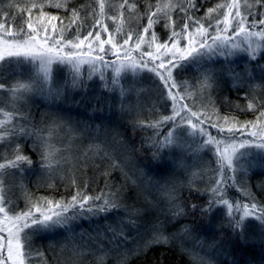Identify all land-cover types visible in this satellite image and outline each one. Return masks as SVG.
I'll return each instance as SVG.
<instances>
[{
  "label": "trees",
  "instance_id": "trees-1",
  "mask_svg": "<svg viewBox=\"0 0 264 264\" xmlns=\"http://www.w3.org/2000/svg\"><path fill=\"white\" fill-rule=\"evenodd\" d=\"M119 2L120 0H105L107 16L103 22L108 25L110 31L115 32L116 27L120 26V19L124 32L129 29L135 31L146 24V17L130 14L127 9L123 10L124 15L120 17L119 13L114 11L118 9ZM130 2H138L139 11L143 13L149 3L154 5L157 0H130ZM159 2L164 4L168 0H159ZM172 2L176 3L177 0ZM196 2L200 5V11L196 15L203 17L208 8L230 0H196ZM26 3L28 0H0V17L7 13L9 20L14 17V22L19 24L27 14L20 12L15 6L19 5L23 8ZM243 3L244 0H241L242 6ZM84 5H88L89 12L94 9L99 14L97 0H68L69 8H83ZM44 10L61 18L68 16V11L65 9L46 6ZM38 11L39 9H33V19ZM171 14L174 18L177 17L176 12ZM112 15H117L118 19L113 21ZM91 23L92 17L89 15L87 23L80 29L81 34L89 30L88 26ZM154 30L162 41L168 35V32L159 25ZM75 32L76 29L73 28L66 32V36L74 38ZM116 38L121 39V35L118 34ZM27 68L30 67L26 63L0 66V82L5 84V89L0 90V115L11 113V120L0 128V132L13 127H27L32 131L40 130V134L47 138L55 136L58 144L54 147L55 158L51 168H42L40 155L33 150L34 142L32 140L23 142L22 151L31 156L33 164L30 168L27 165L22 166L24 169L22 172L7 170L16 173L13 180L11 177L5 183V190L11 189L9 195L13 204L22 209L32 201L45 198L67 201L77 190L89 196L104 194L111 197L112 194H116L117 200L123 203L119 210L110 211L106 215L90 217V214H84L85 221L79 226H76L79 218L75 219L76 225L73 227L78 229L77 237L81 236V231L84 229L91 231L89 242L86 243L88 245L85 246L90 253L87 250L74 248L75 244L69 239L68 233L63 238H55L50 233L37 235L32 239L31 264H45V258L51 261L50 264H107L108 255L112 257V254H109L110 248L106 245L113 231L116 232L115 245L123 241L130 247L124 250V254L115 256L114 259L110 258L112 262L109 264H212L216 262L212 259L215 255L219 256L217 261L230 260L223 264H264V258L259 257L258 252L251 246L258 241L255 229L252 228L258 221L247 219L244 238L232 228L213 237L205 233L199 226L211 213L220 212V207L215 206L209 213L202 214L200 211L210 198L215 199L209 192V189L214 187L211 178L206 180L201 177L195 178V171L192 170L185 173L175 172L174 175L173 167L177 163V160L174 161L176 156L174 150L177 145L167 147L159 155L154 156L156 147L152 146L150 141L152 129L134 127L141 120L154 121L156 116L171 114L170 107H162L166 98H160L163 85L158 77L143 72L139 76L128 75L126 79L120 80L119 85H112L111 78H104L101 81L99 76H93L90 80L88 76H81L76 81V84H79L77 91L80 94L76 95V89L71 90L74 96L68 103V105L79 103L80 108L76 109L77 111L75 106L49 107L43 99H35L33 95H28L25 101L18 103L20 106L16 109L4 108V103L11 101L12 94L8 88L26 82ZM53 71L55 80L60 84L62 81L65 90H69V84L72 85L69 69L58 66ZM18 72L23 74L18 76ZM62 72L66 76H63ZM209 73L212 74L211 87L202 90L201 82ZM174 76L179 83L189 85V90L196 98V107L201 111L212 113L214 122L224 123L223 118H227L229 125L226 126H230L233 118L239 122L255 121L260 109L253 111L248 109L247 105L248 103L264 104V46L256 52V59H252L247 52L235 56L216 54L211 59L207 57L201 59L199 63H184V67L175 70ZM124 81L129 85L128 87H122ZM193 84L196 85L195 88L191 87ZM131 86L137 88H130ZM130 89L136 90L138 95L129 96L127 92ZM188 102L192 103V99L190 98ZM167 104L170 106L171 101L168 100ZM60 115L62 124H53L52 121L61 118ZM66 128L73 129L79 136L72 140L73 137L67 133ZM208 129L218 134L215 128ZM160 131L164 132L165 129L162 128ZM180 132L183 131H178L176 137L178 144H187L186 148L196 150L197 147L192 145L190 139ZM236 136L241 135L237 133ZM16 139L7 137L0 141V157L11 158L14 155ZM160 139L163 137L161 136ZM7 144L11 146L8 156L1 152L3 148L8 147ZM209 148L200 151L202 158L194 166L215 173L218 167L217 158L211 148L208 150ZM191 150L187 158L188 163L192 165L191 158L195 156L191 154ZM250 155L256 156L255 160L243 165L261 167L249 170L248 175L246 173L239 175L240 180L255 197V201L264 206L262 158L264 156ZM0 162H3V159H0ZM3 177L0 179L5 180ZM14 187L16 189H13ZM226 191L227 197L232 201L249 203L248 198L234 187H227ZM192 204L198 206L195 211L191 209ZM182 211L190 214V220L186 221L185 217L182 218L181 223H186L170 231L169 225L175 226L174 219ZM68 215L71 216L72 212L70 211ZM129 218L135 221V224L129 223ZM210 223V226L216 228L214 229L216 232L221 227L218 221L212 220ZM158 234H162L166 240L155 242L154 237ZM183 237L190 239L189 247L178 240ZM85 240V237H81L79 245ZM198 246L201 249L199 251L196 248ZM203 248L210 251V254L202 251L205 250ZM199 254L200 257L205 255L204 260L197 258Z\"/></svg>",
  "mask_w": 264,
  "mask_h": 264
},
{
  "label": "snow or ice",
  "instance_id": "snow-or-ice-1",
  "mask_svg": "<svg viewBox=\"0 0 264 264\" xmlns=\"http://www.w3.org/2000/svg\"><path fill=\"white\" fill-rule=\"evenodd\" d=\"M97 4L99 14L94 9L89 12L88 5H84L83 8H69L68 0H28L23 8L15 6L20 12L27 14L19 24L14 22V17L9 20L7 13L0 17V66L27 63L36 68L35 75L27 82L17 83L8 88L12 94L10 102L13 107L25 101L28 95L46 94L53 98L64 96V91L54 80V65L67 66L71 70L74 90L78 87L76 81L80 78L85 65L90 70L89 79L98 69L103 68H112L115 77H119L125 71L135 74L138 70L147 69L154 73L163 85L160 98L166 99L162 107L171 108L170 115L161 114L156 116L154 121L141 120L134 125L138 128L152 129L150 141L151 145L156 147L154 156L159 155L166 147L178 145L175 133L186 124L187 129L191 130L188 131L189 136L199 133L201 137H205L200 141L196 151H203L212 145L217 156L218 167L215 171L219 175L213 181L214 187L209 189L211 197L215 199L210 198L200 209L201 213H209L217 205L225 207L230 227L242 238L248 218H254L264 228V206L256 202L255 197L234 176L228 175V171L234 173L241 170L234 166L233 161L239 160L246 153L237 156L238 147H252L255 144L256 148L264 149V104L248 103V109L253 111L260 109L255 121L239 122L233 118L230 126H226L229 125L227 118H223L224 123H217L213 121L212 113L197 108L196 98L189 90V85L179 83L174 76V69L184 67L185 62L199 63L201 59L205 57L211 59L216 54L232 56L240 49V43L236 42L237 37H243L247 49H252L251 58L256 59V50L250 38H258L264 42V0H244L243 6L241 0H230L208 8L203 17L196 15L200 11V5L196 0L183 2L177 0L176 3L168 0L164 4L157 0L154 5L149 3L143 13L139 11L138 2L120 0L118 9H114L120 17L124 15V9L130 14L146 17V24L135 31L129 29L127 32L123 31L122 25L117 26L115 32L110 31L108 25L103 22L107 16L105 0H97ZM46 6L65 9L68 16L61 18L51 15L44 10ZM33 9H39L35 19ZM222 9L224 11L221 12ZM172 12L177 13L176 18L172 16ZM213 13L217 15L213 16ZM89 15L92 17V23L88 26L89 30L81 34L80 29L87 23ZM111 19L116 21L118 16L112 15ZM55 21L59 23H54ZM157 25L168 32L163 41L154 30ZM73 28L76 29L75 39L65 35ZM104 34H107V38H102ZM118 34L121 35V39L116 38ZM182 40L186 41L183 45ZM256 47L260 48L261 45ZM133 52L139 53L138 58H133ZM109 55L116 59H106ZM99 79L104 80L103 71L100 72ZM211 80L212 74L209 73L201 82L200 88L202 90L210 88ZM111 83L117 85L119 81L114 78ZM191 87L195 88L196 85L193 84ZM2 89H5V84L0 82V90ZM174 89L177 91H173ZM190 98L192 103L188 102ZM168 100L171 101L170 106L167 104ZM177 104L179 108L176 107ZM5 115L11 118V113ZM52 123L60 125L62 118H56ZM162 128L165 129L164 132L160 131ZM208 128H215L218 135L210 133ZM237 133L241 136L247 134L253 139L240 140L237 145ZM161 136L163 139H160ZM7 137L17 139L14 155L11 158L0 157L3 159V162H0V177L16 174L7 170L22 172L24 170L22 166L27 165L29 168L32 166L31 156L22 151L23 142L28 140L34 142L33 150L40 155V167L51 168L55 149L50 139L40 134V130L13 127L0 132V141ZM5 183V180L0 179V264H31L32 239L35 236L52 233L57 228H66L69 221L78 219L85 213L90 214V217H96L119 210L123 206V203L117 200L116 194H112L111 197L104 194L89 196L77 190L67 201L45 198L32 201L21 209L13 204L9 195L11 189L6 191ZM227 187L237 188L248 198L249 203L230 202L229 199H225L224 192ZM98 201L100 203H97ZM197 207L196 204L191 205L193 211ZM70 211L71 216L68 215ZM129 223L135 224V221L129 218ZM120 234H123L122 230ZM115 238L114 234L113 240ZM154 240L158 243L166 240V237L158 234Z\"/></svg>",
  "mask_w": 264,
  "mask_h": 264
},
{
  "label": "rangeland",
  "instance_id": "rangeland-1",
  "mask_svg": "<svg viewBox=\"0 0 264 264\" xmlns=\"http://www.w3.org/2000/svg\"><path fill=\"white\" fill-rule=\"evenodd\" d=\"M119 23H120V26H121V24H122V20L121 19L119 20ZM257 30H260V29H257ZM71 38H73V37H71ZM102 38H107V34H104V36ZM199 38L200 37H197V39H199ZM73 39H75V37ZM250 39H252L253 48L256 50V52L259 51V49H261L264 46V42H261L258 38H250ZM236 42L240 43V49L237 50L232 56H235V55H237V54H239L241 52H247V53H251L252 52V49H247V45L243 42V37H237L236 38ZM181 43L183 45L184 43H186V41L182 40ZM257 45H261V47L257 48L256 47ZM106 47H108V46L106 45ZM144 47L146 48V45ZM153 48H154V46H153ZM244 49H247V50L245 51ZM132 56H133V58H138L139 53L138 52H133ZM106 59L114 60L116 58L111 56V55H109L108 57H106ZM121 59L123 60V57H121ZM145 59H147V57H145ZM185 63H188V62H185ZM28 66L30 68H27V71H25V77L26 78L24 77L26 82L29 80L30 77L34 76L35 72H36L35 66L30 65V64H28ZM60 66H63V65H60ZM65 67L67 68V66H64V68ZM56 68H58V66L54 65L53 66V70L56 69ZM68 69L69 68H67V70ZM176 69H174V73H175ZM89 71L90 70H89L88 66L85 65L82 68L81 76L82 77H85V76L87 77ZM101 71H103V73H104V78H109V79L110 78L111 79L116 78V79H118L119 83H120L121 79H126V76L128 77V75L139 76L143 72L151 73V72L147 71V69L138 70L137 73H135V74L131 73L130 71H125V72H122L119 77H115V73L113 72L112 68H103V69H98L96 71V73L93 74V76H96V77L99 76ZM69 72H71L70 69H69ZM22 74H23V72H21V73L18 72V76H20ZM53 74H54V71H53ZM62 74H63V76L65 75L63 72H62ZM152 74H154V73H152ZM56 79H58V78L56 77ZM54 80H55V77H54ZM88 80H90V79H88ZM55 82H56L57 86H59L61 88V90L64 91L65 94H64L63 97L53 98V97L48 96L46 94L45 95L36 94V95H33V97L35 99H43L45 101V104L47 106H49V107H54V106H58V107L59 106H75V110L76 109L79 110V108H80L79 103H76L75 105H68V103L71 102V100H72L71 97L74 96L73 92L71 91V90H73L72 85L69 84L70 89L69 90H65V85L62 83V81H61V84H60V82L58 80H55ZM119 83H118V85H119ZM125 83L126 82L124 81V84ZM124 84L122 82V85H123L122 87H128L129 86L127 84H125V85ZM78 85L79 84H77V86ZM78 88H79V86L77 87V89ZM130 88H137V87L131 86ZM77 89H76L75 93H76V95L77 94L79 95L80 93H78L79 91H77ZM127 94L129 96L138 95V92L136 90L130 89L127 92ZM19 106H20V104H16L15 107H13V105H12V103L10 101L4 103V108H6V109H8V107L10 109H16ZM176 107L179 108V104H177ZM65 110H67V108ZM60 117L62 118L61 115H60ZM10 120L11 119L8 116L1 114L0 115V128H2L5 125V123H8ZM66 120H68V119H66ZM186 129H187V125L186 124L182 125L179 129H177V131L175 133L176 137L178 135V131L181 130L183 132H180V133H184L186 135V137H188L190 139V141L196 139L198 141V143H200L201 140L205 139V137H201L199 135V133H196L194 136H189L188 135V131H191V130L187 129V131H186ZM209 132L212 133L213 135H218V134L213 133L212 131H209ZM244 139L252 140L253 138L248 136V135L247 136L246 135L237 136V140H236L237 145L239 144L240 140H244ZM6 146H8V147L7 148H3V150L1 152H3L4 155L8 156V153L11 150V146H9V144H7ZM186 146H187V144H185V145L178 144L175 147V150H174L175 153L174 154L176 156L174 158V161L177 160V163L173 167L174 175L176 174L175 172L185 173V172H188V171L192 170L193 172L195 171L194 172L195 178L196 177H201L204 180L211 178L212 181H214V179L218 178V173H216V172L214 173L213 171H205V170H202V169L197 168L196 166H194L202 158L201 157V154H202L201 152H197L196 150H191L192 151L191 154H194L195 157L191 158L192 159V165L189 164L187 157H188V153L190 151V148L188 149V148H186ZM208 147H210L212 149V152L214 154L215 153V147L212 146V145H210ZM240 153H246V155L243 156V157H240L239 160H235L234 159L233 163H234V166H237L241 170H238L237 172H234V173L231 172V171H228V175H231V173H233L232 175L236 178V180L239 181L240 184H242L239 175L244 174V173H246L248 175V171L249 170H256V169H259L261 167V166H255V165H243V163H250V162H253L255 160L256 156H252L250 154H254V155H257V156H259L258 154H261V155L264 156V149L256 148L255 144H253L252 147H246V148H239L238 147L237 148V156H239ZM215 157L217 158L216 155H215ZM262 158L264 160V157H262ZM11 177H12V180H13L14 176H5L3 178L5 179V181H9L11 179ZM13 189H16V187H14ZM235 189L237 191H239L237 188H235ZM226 193H227V191L225 189L224 197L226 196ZM215 207L217 208L219 206L217 205ZM85 214H87V213H85ZM240 214H242V213H237V215H240ZM85 216L83 214L79 218L78 225H76V221L75 220H71V221H69V224L66 226V228H57L54 232L50 233V235L54 236L55 238H63V236L66 233H68L69 234V236H68L69 239L73 242V244H75L74 248L80 249V250H83V251L87 250V252L90 253V251L87 249L88 247L86 248L85 246L88 245L86 243L89 242L88 237L91 234V231L89 229H84L83 231H81V236L77 237V236H79V235H77L78 234V232H77L78 229H77V227L75 229L73 227V225L79 226L82 221H85ZM248 219H254V218H248ZM198 225H200V224H198ZM199 228H201V227L199 226ZM252 228L255 229L256 238L258 239V241L255 242L254 245L258 246V244H256V243H259V240H261V239L263 240L264 228L261 227L259 222H255V226L252 227ZM68 229H70V231ZM114 234H116V232L113 231L112 232V236H110L108 238V242H107L108 245H106L108 248H110V249H108L109 250V254H112L111 256L113 257V259H114L115 256H118L120 254H124V250L130 247L128 243H125L123 241H120L119 244L115 245L114 244V240H113V235ZM81 237H85L86 240L81 245H79V242L81 243ZM196 248H197L198 251L201 250V249H199L200 248L199 246L196 247ZM202 251H204L205 253L210 254V251H208L206 249L202 250ZM257 255L259 257H264V252H263V250L260 251V247H258ZM204 256L205 255H201V257H200V254H199L197 258H199V260H200V258L204 260V258H203ZM112 257H110V255H108V260L106 261L107 264L112 262V260L110 259ZM45 259H46V261H44L45 264H50L51 263V261H49V259H47V258H45Z\"/></svg>",
  "mask_w": 264,
  "mask_h": 264
},
{
  "label": "bare ground",
  "instance_id": "bare-ground-1",
  "mask_svg": "<svg viewBox=\"0 0 264 264\" xmlns=\"http://www.w3.org/2000/svg\"><path fill=\"white\" fill-rule=\"evenodd\" d=\"M66 130H67V133L71 134V137H73L72 140L76 139L77 136H79V134H76V131H74L73 129L66 128ZM49 139H50V142L52 143V145L54 147L58 144L57 143V138L55 136H51ZM190 142L192 143V145H194L196 147L199 146V143L196 140H191ZM67 146L68 145H66V147ZM66 147H64V148H66ZM224 198L229 199L230 202L232 201L229 197H227V195ZM233 198L237 199V197H233ZM219 207H220L219 208L220 212L211 213L209 216H207V219H205V221L200 226L201 229L205 233H207L209 236H211V237L215 236V234L218 235L220 233H223L225 230L231 228L230 225H229V222H228L229 218L226 215L225 207H222V206H219ZM184 211H182L183 213L181 212L180 215L177 216V218L175 217V219H174L175 220V226L174 227L170 226L171 224L169 225V230L170 231H174V230L178 229L179 227H182V225H184L186 223V222H182L181 223L180 220L182 218L185 217L186 221L190 220V218H189L190 214H188V213H186ZM186 214H188V216H185ZM170 220H173V219H170ZM212 220H215V221H218L219 223H221V227H219L217 229L218 230L217 232H216V230L214 231V229H216L215 227H212V226L209 225V224H211L210 221H212ZM254 232H256V231H254ZM178 238H180V236ZM178 240H181L182 244H184L185 246H188V247H189L190 242H191L190 239H185V237H183L181 239H178ZM256 244H258V246L257 245H251L253 247L252 249H254V250H256L258 252V247H260V251L263 250V252H264V240L261 239V240H259V243H256ZM202 247H204V246L202 245ZM203 249H205V248H203ZM218 257L219 256L216 257V255L214 257H212V259H214V261H216V262H213L212 264H219V263L223 264V263H226V262L230 261L229 259H225V260L221 259V261L220 260L217 261L219 259Z\"/></svg>",
  "mask_w": 264,
  "mask_h": 264
}]
</instances>
